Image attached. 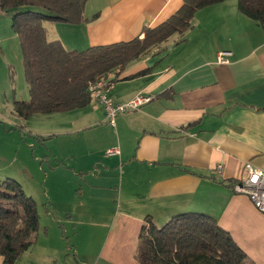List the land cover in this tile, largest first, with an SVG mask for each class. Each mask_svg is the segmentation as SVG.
<instances>
[{"label": "crops", "instance_id": "1", "mask_svg": "<svg viewBox=\"0 0 264 264\" xmlns=\"http://www.w3.org/2000/svg\"><path fill=\"white\" fill-rule=\"evenodd\" d=\"M182 4L87 0L84 22L43 27L47 41L83 51L141 38ZM220 53L225 63L218 62ZM108 77L116 79L108 92L115 103L137 94L152 100L118 114L113 125L94 100L50 115L60 118L54 134L66 140L65 153L61 164L49 166L45 225L39 214L34 243L14 264H56L68 249L75 259L68 264H139L144 219L161 226L184 213L211 218L252 264H264V214L231 186L244 179L245 163L264 170L261 26L238 11L237 0L206 6L185 33ZM111 148L119 153L108 155ZM217 165L221 174L214 173Z\"/></svg>", "mask_w": 264, "mask_h": 264}, {"label": "trees", "instance_id": "2", "mask_svg": "<svg viewBox=\"0 0 264 264\" xmlns=\"http://www.w3.org/2000/svg\"><path fill=\"white\" fill-rule=\"evenodd\" d=\"M223 1L183 0L163 23L145 28L141 38L67 51L59 41H47L43 23L84 22L87 0H0V11L11 13L29 93L28 100L14 102V111L28 119L86 108L93 101L88 90L91 84L99 79L113 84L116 79L109 78L110 74L119 75L172 35L185 33L199 9ZM23 7L27 9L21 10ZM237 9L264 31V0H237ZM139 75L142 72L135 77ZM38 229L33 197L15 180L1 181L0 264H14L31 248ZM136 259L139 264H252L224 229L197 213L177 215L161 226L146 217L139 231Z\"/></svg>", "mask_w": 264, "mask_h": 264}, {"label": "rangeland", "instance_id": "3", "mask_svg": "<svg viewBox=\"0 0 264 264\" xmlns=\"http://www.w3.org/2000/svg\"><path fill=\"white\" fill-rule=\"evenodd\" d=\"M28 98L19 40L11 28L9 14L0 12V182L13 179L33 197L43 226V212L48 205L49 166L62 163L59 157L65 153L66 140L54 134L61 131L60 118L34 115L23 119L16 114L14 102ZM68 240L63 239L65 244ZM26 260L20 264H29ZM70 260L75 263L73 252L68 249L65 257H58L57 263L68 264Z\"/></svg>", "mask_w": 264, "mask_h": 264}, {"label": "built area", "instance_id": "4", "mask_svg": "<svg viewBox=\"0 0 264 264\" xmlns=\"http://www.w3.org/2000/svg\"><path fill=\"white\" fill-rule=\"evenodd\" d=\"M223 56V53L218 54L219 63L226 62ZM111 86L112 83L99 79L91 84L88 89L92 99L102 106L107 120L111 125L114 124V118L118 114L137 110L140 106L152 100V96L150 95L137 94L125 103H115L108 94ZM106 153L108 155H115L119 151L117 148H111L106 150ZM244 170L245 177L242 181L234 183L232 186L233 192L246 196L253 207L264 214V170L255 167L251 163H245ZM222 171V165H217L214 169L215 174H221Z\"/></svg>", "mask_w": 264, "mask_h": 264}]
</instances>
